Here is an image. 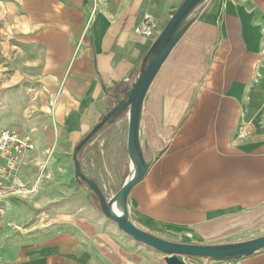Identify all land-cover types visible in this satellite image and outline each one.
<instances>
[{
	"label": "crops",
	"instance_id": "crops-1",
	"mask_svg": "<svg viewBox=\"0 0 264 264\" xmlns=\"http://www.w3.org/2000/svg\"><path fill=\"white\" fill-rule=\"evenodd\" d=\"M183 1L0 0V130L35 146L0 188L1 264H149L76 180L73 155ZM129 122L106 124L78 156L108 200L132 172ZM140 141L138 228L198 245L264 236V0L200 7L148 90ZM241 264H264V250Z\"/></svg>",
	"mask_w": 264,
	"mask_h": 264
},
{
	"label": "water",
	"instance_id": "water-1",
	"mask_svg": "<svg viewBox=\"0 0 264 264\" xmlns=\"http://www.w3.org/2000/svg\"><path fill=\"white\" fill-rule=\"evenodd\" d=\"M208 0H184L152 47L143 59L140 73L131 86H127L122 98L115 97L114 105L102 121L76 146L73 155L75 178L88 186L96 196L101 211L108 218L118 223L119 227L137 242L144 243L167 254L166 264H188L181 256L203 257L214 261L242 259L264 250V236L248 241L222 244L198 245L172 242L138 228L130 219L128 197L132 187L146 174L149 163L146 161L140 141V127L144 99L167 56L182 38L194 20V15ZM129 112V133L127 152L132 165V172L122 188L111 199H107L97 183L87 178L79 161V153L106 124L116 120L120 115ZM117 207V210H115Z\"/></svg>",
	"mask_w": 264,
	"mask_h": 264
},
{
	"label": "built area",
	"instance_id": "built-area-1",
	"mask_svg": "<svg viewBox=\"0 0 264 264\" xmlns=\"http://www.w3.org/2000/svg\"><path fill=\"white\" fill-rule=\"evenodd\" d=\"M247 132L239 131L238 137L245 138ZM35 149L34 144L25 136L17 131L4 128L0 130V188L10 187L15 180V173L22 165L23 156L28 151ZM19 189H11L9 194L15 195ZM6 209L0 202V240L3 233L4 217ZM0 256V264H1ZM217 264H241V259L226 261H215Z\"/></svg>",
	"mask_w": 264,
	"mask_h": 264
},
{
	"label": "rangeland",
	"instance_id": "rangeland-1",
	"mask_svg": "<svg viewBox=\"0 0 264 264\" xmlns=\"http://www.w3.org/2000/svg\"><path fill=\"white\" fill-rule=\"evenodd\" d=\"M85 188L88 189L86 185H85ZM120 189H118V191ZM118 191H116L114 193V195H116V193ZM93 198H94V201L96 202V204L99 206V202H98L97 198H95V196H93ZM109 198H110V196H109ZM108 221H110L113 224L115 223V226L117 227L118 233L123 234V236H125V237L128 235L119 227L117 222H115L112 219H109ZM151 232H153L155 235H157V236H159V237H161L163 239H166V240H170V241H174V242H180V243H189V244L194 243V242H185L183 240L174 239L172 237V234L178 233L179 231H177V230H173V229H168L166 231L151 230ZM136 244L138 246H140V247H143L148 252V254H149V264H166L165 258L168 256L167 254L162 253V252L154 249L153 247H150V246H148V245H146L144 243H141V242H136ZM181 258L184 261H186V263H188V264H217V262H215L214 260L208 259V258H203V257L181 256Z\"/></svg>",
	"mask_w": 264,
	"mask_h": 264
},
{
	"label": "bare ground",
	"instance_id": "bare-ground-1",
	"mask_svg": "<svg viewBox=\"0 0 264 264\" xmlns=\"http://www.w3.org/2000/svg\"><path fill=\"white\" fill-rule=\"evenodd\" d=\"M115 210H117V207H115Z\"/></svg>",
	"mask_w": 264,
	"mask_h": 264
}]
</instances>
